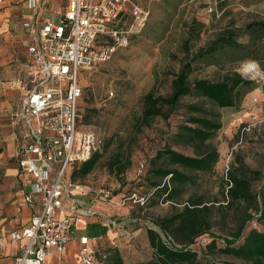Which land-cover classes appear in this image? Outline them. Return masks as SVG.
Returning <instances> with one entry per match:
<instances>
[{
	"label": "rangeland",
	"instance_id": "1",
	"mask_svg": "<svg viewBox=\"0 0 264 264\" xmlns=\"http://www.w3.org/2000/svg\"><path fill=\"white\" fill-rule=\"evenodd\" d=\"M138 1L149 12L145 24L142 28L132 29L126 47L118 48L107 62L87 70L80 80L83 85L79 105L80 120L83 124L91 125L96 131L101 141L99 148L101 157L88 174L72 179V171L80 165L76 164L69 171V179L73 183L85 186L87 193L78 195L81 200L93 199L94 204L107 205L106 208H97L106 215L97 216L98 220L103 221L106 218L115 221V224L127 220L121 229L123 233L119 234L116 240V243L121 244L125 258L136 251L144 260L153 259L154 250L148 242L147 227H154L152 222L156 217L168 216L176 211V206L171 201L165 200L162 195L152 194L153 189L149 187V181L154 176L153 168L167 166L165 159L156 156L158 150L170 147L187 155H195L204 151L207 145L215 147L219 158L213 170L196 173L195 183L187 184L182 194L183 200L189 196L201 195L204 202L213 204L215 223L212 233L203 234L191 248L198 253L200 260L207 259L209 262L220 264L223 262L248 264L216 250L212 254H206L205 245L212 238L211 235H215L217 247H222L224 245L222 237L228 236L236 229L237 211L233 207L225 209L221 204H225L222 189L226 172L231 169L239 171L238 159L247 169L257 171L258 174L252 178L254 191L264 186V36H261L257 29L250 31L245 29L249 22L264 21V0ZM61 5L63 9L69 8L71 1L60 0V7ZM195 22L201 23L198 31ZM17 23L18 21H15L9 28L14 33L22 31ZM192 25L195 29H191ZM4 28L5 26L0 28V60L5 58L7 62L3 66L0 64V71L4 67L19 69L21 64L26 63L27 55L23 54L18 42L4 41L2 37ZM228 28L236 31V38L244 47L240 50L225 48L213 56L195 60L189 79L204 78L218 81L225 75L237 72L251 81L249 85L240 87L239 101L234 106L219 108L208 100L185 96L167 118L156 117L149 125H141L139 119L144 94L153 91L156 94L167 95L170 92L173 74L179 70L189 55L201 47H206ZM250 63L256 64L259 68L260 77L254 78L243 74V68ZM6 79L8 78L0 77V82ZM109 88L114 90L113 98L106 95ZM7 90L9 89L0 90L2 119L8 118L6 116L9 111L15 108L19 100L18 95L11 96ZM190 104L201 105L219 114L221 126L204 144L177 142L175 134L181 125L187 123ZM3 124L0 126L2 150L15 129L10 120ZM9 148L12 147L4 149V153H7ZM116 153L122 155L124 163H127L128 159L130 161L121 174L112 171L109 165L111 157ZM10 162L12 161L0 157V168L3 173L4 167ZM248 175L250 176L249 173ZM13 179L15 182H12ZM18 179L17 175L14 178L2 176L0 229H10L15 225L13 206ZM80 190L81 188L75 189L74 192ZM99 190H108L112 194V201L100 199L97 196ZM238 207L241 210L245 208L247 213H254L253 207L242 203ZM251 228L263 230L264 226L253 217L247 221L243 233L246 234ZM104 260L98 259L96 264H105ZM56 261L58 264H66L62 262L63 260ZM138 262L140 261H125L126 264Z\"/></svg>",
	"mask_w": 264,
	"mask_h": 264
},
{
	"label": "built area",
	"instance_id": "2",
	"mask_svg": "<svg viewBox=\"0 0 264 264\" xmlns=\"http://www.w3.org/2000/svg\"><path fill=\"white\" fill-rule=\"evenodd\" d=\"M70 1L69 8L61 5L56 17L39 21L37 10L48 16L53 12L47 0H20L36 11L17 23L32 40L26 50L34 70L27 79L17 80L22 95L9 112L11 124L18 128L13 156L19 177L16 209L32 208L24 225L0 235V249L9 243L16 246L15 264H44L50 250L64 253L76 219L101 215L92 208L93 199L91 207L80 205L77 196L87 190L69 179V171L101 144L93 127L80 120V80L126 47L132 29L142 28L149 14L138 0ZM106 95L113 98L114 90L109 88ZM78 187L80 192H74ZM97 196L112 201L108 190H99ZM102 222L106 227L115 224L106 218ZM102 246L98 237L80 235V264L104 260Z\"/></svg>",
	"mask_w": 264,
	"mask_h": 264
},
{
	"label": "trees",
	"instance_id": "3",
	"mask_svg": "<svg viewBox=\"0 0 264 264\" xmlns=\"http://www.w3.org/2000/svg\"><path fill=\"white\" fill-rule=\"evenodd\" d=\"M195 24L198 31L201 23L195 22ZM191 29H195L194 25ZM245 29L248 31L257 29L261 36H264V21L249 22L245 25ZM185 42L187 43V39ZM243 47L244 44L236 38L235 30L224 29L206 47H201L189 55L179 70L173 74L170 92L167 95L156 94L153 91L144 94L139 123L147 126L156 117L167 118L180 99L185 96L208 100L219 108L234 106L240 98V87L249 85L251 83L249 79L243 78L237 72L225 75L218 81L204 78L190 80L189 74L195 60L213 56L225 48L240 50ZM188 112L187 123L181 125L175 134L177 142L191 145L204 144L221 126L219 114L201 105L190 104ZM156 156L165 159L167 166L153 168L154 176L149 181V187L153 189L152 194L162 195L165 200L171 201L176 206V211L168 216L156 217L152 222L154 227H147L148 242L154 250V258L143 259L132 264H220L209 262L207 259L200 260L198 253L191 248L203 234L212 233L215 223L213 204L204 202L201 195L182 199L184 187L195 183L196 173L213 170L219 158L217 149L207 145L204 151L187 155L170 147H163L158 150ZM100 157L99 150L94 151L86 161L72 171L71 178L84 177L94 168ZM126 162L124 163L121 154L116 153L111 157L109 165L112 171L121 174L129 165V159ZM237 162L238 172L232 169L226 172L222 189L225 204H221L225 209L233 207L237 211L236 229L228 236L222 237L224 241L222 247H217L215 235H211L212 238L205 245L206 254H212L216 250L248 264H264V229L251 228L246 234L243 233L247 221L253 217L261 221L264 226V186L254 191L252 178L258 174L257 171L247 169L240 159ZM2 176L3 172L0 168V182ZM80 198L77 197L82 207L91 205L90 200L86 203L81 202ZM241 203L253 207L254 213H247L245 208L241 210L238 207ZM124 221L126 224L127 220ZM104 251L106 252L105 264H126L116 247H110Z\"/></svg>",
	"mask_w": 264,
	"mask_h": 264
},
{
	"label": "crops",
	"instance_id": "4",
	"mask_svg": "<svg viewBox=\"0 0 264 264\" xmlns=\"http://www.w3.org/2000/svg\"><path fill=\"white\" fill-rule=\"evenodd\" d=\"M47 4L51 6L52 14L49 16L47 14L42 13L41 10H37V13L35 15V11H31L30 9H27L22 6L20 3V0H3L0 2V28L2 26H5L3 29L2 37L4 41L6 42H18L19 46H21V49L23 50V54L27 55L26 63L21 64V68H10V67H4L0 71V77L1 78H8L4 80L3 82H0V90L1 88L9 89L6 92L9 93L11 96L16 94L20 97L22 95V90L18 87V79H27V77L30 75V73L34 70V66L32 65V62L30 60L29 55L27 54V45L32 43V40L30 37L24 33L23 31L19 33H14L11 29L12 23L15 21H22L25 15L33 12L35 15V18L39 21H44L48 19L49 17L54 18L57 16L58 11L60 10V0H47ZM46 4V5H47ZM56 13V14H54ZM15 20V21H14ZM6 59L0 60L1 66H3L7 61ZM9 95V96H10ZM10 105V103H9ZM11 111V110H10ZM9 111V112H10ZM7 119H2L0 117V126L1 124L5 123L7 124V121L9 120V113L6 116ZM4 125V124H3ZM14 129V127H13ZM16 129V130H15ZM14 131L12 132V135L7 140V143L3 147L2 152L0 153V157H3L4 160L12 161L10 164H6L7 166L4 167V173L5 177H15L17 174V167L15 162L13 161V156L15 154V133L18 132V128L15 127ZM17 131V132H16ZM12 147L7 153H4V149L7 147ZM12 182H15V179H13ZM17 194V187L15 188V196ZM78 197V196H77ZM81 202L88 203L89 201L87 199H82ZM91 203V202H90ZM90 205V204H89ZM105 203L101 204H94L92 208L96 210L98 214L106 216L104 213L97 210V208H106ZM15 208V225L10 227V229L1 228L0 229V235H7L8 231L15 228H19L22 225H24L32 211V208L29 206H23L20 208V210L16 209V199L14 201ZM91 207V206H90ZM64 211H62L61 214H63ZM13 215V216H14ZM99 216V215H97ZM97 216H81L78 217L74 224V232L71 235V239L68 243L67 251L64 253L59 254L55 250H50V252L47 254L44 264H58L56 261L57 259L63 260V263H69V264H80V261L78 259V237L80 235H88V236H96L99 238V243L102 244L103 249H107L110 247H116L121 256L123 257L124 261H141L143 260L140 258V255L138 252L133 251L130 256H127L126 258L123 256V251L121 249V244L116 243V240L118 238L119 234H122L123 231L121 229L126 225L124 220L118 221L115 225H112L110 227H106L103 225L102 219L98 220ZM97 217V218H96ZM123 219V217H121ZM112 233V234H110ZM115 238V239H114ZM73 248H72V247ZM71 247V248H70ZM16 246L12 243L7 244L5 247L0 249V264H9V261H11V264L14 263V257L16 255ZM132 264V263H130Z\"/></svg>",
	"mask_w": 264,
	"mask_h": 264
},
{
	"label": "bare ground",
	"instance_id": "5",
	"mask_svg": "<svg viewBox=\"0 0 264 264\" xmlns=\"http://www.w3.org/2000/svg\"><path fill=\"white\" fill-rule=\"evenodd\" d=\"M242 72H243L244 75H250V76H252L254 78H257V77L261 76V72H260L259 68L254 63H250L247 66H245L243 68ZM75 189H80V187L75 188Z\"/></svg>",
	"mask_w": 264,
	"mask_h": 264
}]
</instances>
